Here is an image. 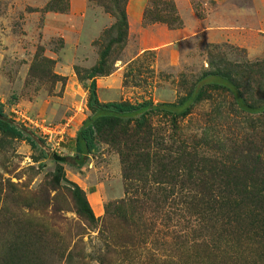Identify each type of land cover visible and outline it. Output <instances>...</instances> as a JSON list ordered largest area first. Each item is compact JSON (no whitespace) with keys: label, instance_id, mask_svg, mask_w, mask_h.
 Instances as JSON below:
<instances>
[{"label":"rangeland","instance_id":"1","mask_svg":"<svg viewBox=\"0 0 264 264\" xmlns=\"http://www.w3.org/2000/svg\"><path fill=\"white\" fill-rule=\"evenodd\" d=\"M50 1L0 0V105L49 147L44 157L0 130V264H264L249 219L226 229L223 217L191 205L233 188L264 201V112H244L216 89L176 128L153 116L143 178L105 141L82 167L58 161L90 114L84 77L116 19L92 0H68L63 12L47 10ZM149 2L126 4L128 37L95 77L101 101H174L204 71L221 70L250 103H264V0H173L189 36L158 48L177 28L146 21ZM59 166L68 181L58 184ZM71 182L94 220L78 211Z\"/></svg>","mask_w":264,"mask_h":264},{"label":"trees","instance_id":"2","mask_svg":"<svg viewBox=\"0 0 264 264\" xmlns=\"http://www.w3.org/2000/svg\"><path fill=\"white\" fill-rule=\"evenodd\" d=\"M92 1L112 14L116 21L104 30L103 36L106 39V44L101 52L100 60L84 77L89 79L88 107L90 114L82 121L75 137L67 145H64L71 152L65 162L82 167L98 148L99 143L105 141L116 148L128 171L136 172L137 177L143 178L154 158L150 151L152 135L155 133L151 123L153 116L161 115L169 118L171 127L176 128L179 119L186 117L197 103L216 89L228 91L232 95L234 103L244 112H264V103L262 105L250 103L232 76L221 70L204 71L195 80L191 89L174 101H154L151 98L134 102L129 100L101 101L97 95L95 77L108 71L106 62L112 48L124 44L128 37L129 24L126 14L128 0ZM68 7V0H51L46 5L47 10L61 12L67 10ZM144 19L151 23L163 21L172 28H179L182 25L173 0H150L144 10ZM0 130L22 138L32 148L43 152L44 157L48 155L49 147L44 143V140L8 117L2 105H0ZM53 180L58 184L68 181L61 166L54 173ZM70 184L73 186L72 192L78 211L94 220V212L85 192L75 183L71 182ZM223 193L222 201H197L191 202V205H195L194 208L199 210V214L211 215L212 221H214V215L223 217L222 223L226 229H237L241 225V220L249 219L248 226L257 229V234H261L264 240V201H256L257 196L263 197V194L258 190L235 188L226 189ZM242 197L246 200H239ZM254 198L255 201H253ZM219 241L222 242L221 239ZM225 243H227L226 240ZM10 256L12 259L16 257L14 254H10Z\"/></svg>","mask_w":264,"mask_h":264},{"label":"crops","instance_id":"3","mask_svg":"<svg viewBox=\"0 0 264 264\" xmlns=\"http://www.w3.org/2000/svg\"><path fill=\"white\" fill-rule=\"evenodd\" d=\"M188 36H189L188 27L171 29L166 35V40H164L159 45H155L154 48H158V47L164 46V45H166L168 43H171L173 41L182 40V39H184V38H186Z\"/></svg>","mask_w":264,"mask_h":264},{"label":"water","instance_id":"4","mask_svg":"<svg viewBox=\"0 0 264 264\" xmlns=\"http://www.w3.org/2000/svg\"><path fill=\"white\" fill-rule=\"evenodd\" d=\"M55 158L58 160V161H61V162H64L66 160V157L64 156H59V155H54Z\"/></svg>","mask_w":264,"mask_h":264}]
</instances>
